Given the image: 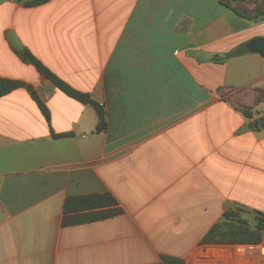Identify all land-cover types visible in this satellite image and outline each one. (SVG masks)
Segmentation results:
<instances>
[{"label":"crops","instance_id":"0c3cea01","mask_svg":"<svg viewBox=\"0 0 264 264\" xmlns=\"http://www.w3.org/2000/svg\"><path fill=\"white\" fill-rule=\"evenodd\" d=\"M28 1L0 0V77L49 120L25 87L0 97V264H249L196 255L251 244L205 238L264 216V55L247 48L264 0ZM91 195L111 202L74 200Z\"/></svg>","mask_w":264,"mask_h":264},{"label":"trees","instance_id":"16d2710c","mask_svg":"<svg viewBox=\"0 0 264 264\" xmlns=\"http://www.w3.org/2000/svg\"><path fill=\"white\" fill-rule=\"evenodd\" d=\"M49 0H30L26 2V5L28 6H35L40 5L45 2H48ZM247 52L246 44H242L239 47H237L235 50L228 52L224 55L218 56L215 58L217 61H223L230 57L239 56ZM22 57L24 60L31 62L37 70L42 73L46 78L50 79L58 88L63 90L68 95L82 101L85 103H90L97 109L100 117V125L98 129H102L105 126V114L103 108L100 106L99 103L94 101L88 94L81 93L75 89H73L69 84H67L65 81H63L61 78H59L57 75H55L48 67H46L35 55H33L32 52H30L28 49H24L22 51ZM25 87L27 90L31 93L33 98L37 101L39 104V107L41 108L43 114L46 116V118L49 120V110L47 106L42 103V101L39 99L37 93L35 92L32 85L25 83L21 80H15V79H5L0 77V97L13 91L14 89ZM72 200V199H71ZM75 201L81 202L86 201L87 204L84 206H97V205H108L111 201L108 198V196H99V195H91V196H83V197H75ZM70 203V200L67 201L66 209L68 210V204ZM116 211H106L103 213H92L89 214L86 218L87 220L97 219V218H103L108 215L113 214ZM227 216H231V214H227ZM75 221V220H74ZM227 226L225 228L224 226ZM220 223L215 226L211 232L207 235L205 238V242H227V241H233V242H240V243H259L262 239V230H264V216L259 218L258 224L254 230H250L248 228L238 226V227H230L229 223L225 224Z\"/></svg>","mask_w":264,"mask_h":264},{"label":"rangeland","instance_id":"374dc122","mask_svg":"<svg viewBox=\"0 0 264 264\" xmlns=\"http://www.w3.org/2000/svg\"><path fill=\"white\" fill-rule=\"evenodd\" d=\"M236 246V245H234ZM220 247H224V246H213V248L215 250H213V252L210 251V249H208L206 246L202 247L198 254L196 256H204L205 257V261H203L204 263L208 260L210 261H214L211 259V257L217 258L219 260H221L222 257V252H226L228 250H230L234 256H236V251L239 254L238 251L240 252V256L246 257L247 259L250 260L249 264H256V263H260L262 259H264V243H251V244H237L236 247H234L233 249H216V248H220ZM213 254H216L215 256H211ZM238 256V255H237ZM222 262V261H221ZM223 264H227L226 261L222 262Z\"/></svg>","mask_w":264,"mask_h":264},{"label":"water","instance_id":"95a60500","mask_svg":"<svg viewBox=\"0 0 264 264\" xmlns=\"http://www.w3.org/2000/svg\"><path fill=\"white\" fill-rule=\"evenodd\" d=\"M247 48L250 51H255V52L260 53L261 55H264V38H259V39H255V40L251 41L247 45Z\"/></svg>","mask_w":264,"mask_h":264},{"label":"bare ground","instance_id":"6f19581e","mask_svg":"<svg viewBox=\"0 0 264 264\" xmlns=\"http://www.w3.org/2000/svg\"><path fill=\"white\" fill-rule=\"evenodd\" d=\"M238 252H239V256H240V255H241V254H240L241 251H238Z\"/></svg>","mask_w":264,"mask_h":264}]
</instances>
